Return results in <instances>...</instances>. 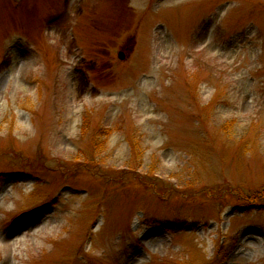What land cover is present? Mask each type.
I'll use <instances>...</instances> for the list:
<instances>
[{
    "label": "rangeland",
    "instance_id": "1",
    "mask_svg": "<svg viewBox=\"0 0 264 264\" xmlns=\"http://www.w3.org/2000/svg\"><path fill=\"white\" fill-rule=\"evenodd\" d=\"M0 264H264V0H0Z\"/></svg>",
    "mask_w": 264,
    "mask_h": 264
},
{
    "label": "water",
    "instance_id": "2",
    "mask_svg": "<svg viewBox=\"0 0 264 264\" xmlns=\"http://www.w3.org/2000/svg\"><path fill=\"white\" fill-rule=\"evenodd\" d=\"M117 56H118L119 59H121V60L123 59V54H122V52H118Z\"/></svg>",
    "mask_w": 264,
    "mask_h": 264
},
{
    "label": "trees",
    "instance_id": "3",
    "mask_svg": "<svg viewBox=\"0 0 264 264\" xmlns=\"http://www.w3.org/2000/svg\"><path fill=\"white\" fill-rule=\"evenodd\" d=\"M258 197H259V196H255V199H258ZM249 199H251V197H250Z\"/></svg>",
    "mask_w": 264,
    "mask_h": 264
}]
</instances>
